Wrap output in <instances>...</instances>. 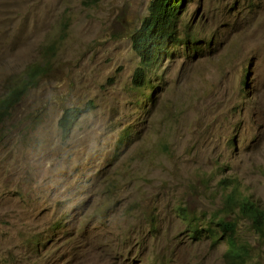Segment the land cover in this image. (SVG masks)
I'll list each match as a JSON object with an SVG mask.
<instances>
[{
	"label": "rangeland",
	"instance_id": "rangeland-1",
	"mask_svg": "<svg viewBox=\"0 0 264 264\" xmlns=\"http://www.w3.org/2000/svg\"><path fill=\"white\" fill-rule=\"evenodd\" d=\"M84 1L0 0V98L47 63L0 123V264H228L221 181L264 207V0L182 3L137 88L151 0ZM87 102L63 139L62 109ZM236 222L243 264H264Z\"/></svg>",
	"mask_w": 264,
	"mask_h": 264
},
{
	"label": "trees",
	"instance_id": "trees-1",
	"mask_svg": "<svg viewBox=\"0 0 264 264\" xmlns=\"http://www.w3.org/2000/svg\"><path fill=\"white\" fill-rule=\"evenodd\" d=\"M98 0H85V3H96ZM187 0H151L148 5V12L141 21L140 26L131 34V47L139 57V63L134 69L131 77L132 84L135 88L143 87L149 80L148 72L157 69L162 62L163 56L172 57L173 52H169L168 43H176L178 41L175 34V27L172 23L178 19L177 11L181 8V4ZM47 66L43 63L33 64L29 69L25 78L20 81L19 85L10 86L8 91L0 98V123L10 115L12 108L17 104L24 93L32 87L40 73ZM249 70L247 66L246 72ZM244 74L243 82L247 84L248 76ZM17 84V83H16ZM91 108V103L87 102L84 107L67 106L64 107L57 119V126L61 131V136L66 139L71 128L76 121ZM230 187V191L225 195L223 201V210L214 218L217 230L222 233L220 236L225 238L226 251L225 260L228 264H243L248 255L249 250L245 243L238 241L235 237L237 216L244 217L251 224L253 231L259 237L264 239V207H260L252 201L248 195L241 192L236 179L222 180ZM180 211H184L185 207H179ZM226 215L230 219H225ZM196 221H189L188 228L192 237L199 236L194 225ZM201 228V227H200ZM201 230H205L201 228ZM208 235H214L217 231H211L207 226Z\"/></svg>",
	"mask_w": 264,
	"mask_h": 264
},
{
	"label": "bare ground",
	"instance_id": "bare-ground-1",
	"mask_svg": "<svg viewBox=\"0 0 264 264\" xmlns=\"http://www.w3.org/2000/svg\"><path fill=\"white\" fill-rule=\"evenodd\" d=\"M206 47H207V44H205V49H206ZM243 82V81H242ZM243 84H244V82H243Z\"/></svg>",
	"mask_w": 264,
	"mask_h": 264
},
{
	"label": "clouds",
	"instance_id": "clouds-1",
	"mask_svg": "<svg viewBox=\"0 0 264 264\" xmlns=\"http://www.w3.org/2000/svg\"><path fill=\"white\" fill-rule=\"evenodd\" d=\"M244 78V77H243Z\"/></svg>",
	"mask_w": 264,
	"mask_h": 264
}]
</instances>
